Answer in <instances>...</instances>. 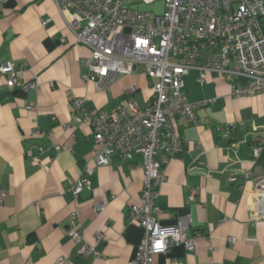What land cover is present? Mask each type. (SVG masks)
<instances>
[{
  "label": "crops",
  "instance_id": "crops-1",
  "mask_svg": "<svg viewBox=\"0 0 264 264\" xmlns=\"http://www.w3.org/2000/svg\"><path fill=\"white\" fill-rule=\"evenodd\" d=\"M89 54L87 46L75 43L53 1L6 0L0 6V61L23 68L12 87L0 75V187L6 190L0 264H55L59 258L63 264H131L136 258L145 233L128 209L142 188V158L128 162L112 155L107 164H96L92 127L71 120L70 101L81 97L91 109L108 110L132 97L143 106L150 86L142 65L103 90L83 81L82 61ZM197 77L195 70L184 76L183 93L191 102L208 101L197 111L208 123L175 119L181 152L165 165L156 200L161 225L191 218L185 232L195 243L192 249L175 244L153 254L149 264H264V204L258 205L243 176L247 170L254 176L264 172V151L255 159L251 150L257 137L264 145V93L236 98L223 75L207 71L203 82ZM28 82L37 87L25 90ZM31 102L36 110L26 108ZM36 130L53 137L33 136ZM54 140L66 149L57 151ZM26 148L39 152V164L25 158ZM86 166L93 168L91 186L75 198L68 180L82 176ZM95 202L104 203L99 213ZM72 212L83 241L97 254L79 255L65 234Z\"/></svg>",
  "mask_w": 264,
  "mask_h": 264
},
{
  "label": "built area",
  "instance_id": "built-area-1",
  "mask_svg": "<svg viewBox=\"0 0 264 264\" xmlns=\"http://www.w3.org/2000/svg\"><path fill=\"white\" fill-rule=\"evenodd\" d=\"M6 0H0V6ZM54 2L75 43L85 45L90 54L83 59L82 80L95 81L101 90L115 79L131 74L134 66L142 65L150 86V95L143 106L132 97L124 106L94 110L85 98L73 97L70 117L74 122H86L93 130L94 161L107 164L112 155L132 162L141 156L144 169L142 188L128 215L144 230V239L131 264H149L153 254L168 252L171 246L183 244L192 249L194 239L187 237L185 228L191 225L189 216L177 217V224L163 226L158 222L161 209L156 200L165 180V165L181 152L182 138L175 119L184 117L191 125L207 124L208 118L197 111L208 101L191 102L184 93V76L198 73L203 82L205 72L213 71L231 82V96L243 97L264 93V0H51ZM163 2L160 14L144 11L139 4ZM0 75L8 87L23 77L22 66L0 61ZM24 89L36 88L35 82ZM134 86L128 91L133 92ZM36 110L31 102L26 106ZM222 129L223 126H217ZM52 132L34 131L33 136ZM57 151L66 147L53 141ZM264 145L257 137L251 146L257 159ZM38 151L26 148L25 158L40 163ZM93 168L86 166L83 175L69 179L67 191L77 198L85 187L90 188ZM254 188L260 205L264 198V172L254 176L244 174ZM230 180H234L233 173ZM196 190H191L190 200ZM6 190L0 187V204ZM264 206V205H262ZM95 212L104 209L103 202L93 204ZM65 234L77 245L79 255L97 254L94 247L83 241L76 212L69 216ZM234 238L230 237L229 242ZM59 258L55 264H63ZM172 264H179L173 262ZM210 264H220L212 262Z\"/></svg>",
  "mask_w": 264,
  "mask_h": 264
},
{
  "label": "rangeland",
  "instance_id": "rangeland-1",
  "mask_svg": "<svg viewBox=\"0 0 264 264\" xmlns=\"http://www.w3.org/2000/svg\"><path fill=\"white\" fill-rule=\"evenodd\" d=\"M139 8L144 10V11H151L157 14L162 13L163 11V2L162 1H157L153 4H139ZM143 69L142 66L139 67V70Z\"/></svg>",
  "mask_w": 264,
  "mask_h": 264
},
{
  "label": "trees",
  "instance_id": "trees-1",
  "mask_svg": "<svg viewBox=\"0 0 264 264\" xmlns=\"http://www.w3.org/2000/svg\"><path fill=\"white\" fill-rule=\"evenodd\" d=\"M261 26H262V29H263V32H264V17L261 19Z\"/></svg>",
  "mask_w": 264,
  "mask_h": 264
},
{
  "label": "water",
  "instance_id": "water-1",
  "mask_svg": "<svg viewBox=\"0 0 264 264\" xmlns=\"http://www.w3.org/2000/svg\"><path fill=\"white\" fill-rule=\"evenodd\" d=\"M133 69L135 70L136 69V66H134ZM262 216H264V211L262 212Z\"/></svg>",
  "mask_w": 264,
  "mask_h": 264
},
{
  "label": "bare ground",
  "instance_id": "bare-ground-1",
  "mask_svg": "<svg viewBox=\"0 0 264 264\" xmlns=\"http://www.w3.org/2000/svg\"><path fill=\"white\" fill-rule=\"evenodd\" d=\"M261 200V203L264 204V198L263 199H260Z\"/></svg>",
  "mask_w": 264,
  "mask_h": 264
}]
</instances>
